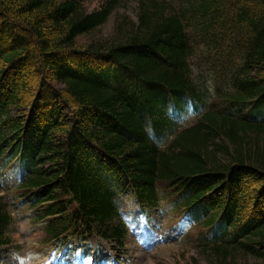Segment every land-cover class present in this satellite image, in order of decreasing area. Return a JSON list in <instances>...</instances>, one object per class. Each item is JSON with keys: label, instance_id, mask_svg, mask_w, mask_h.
<instances>
[{"label": "trees", "instance_id": "16d2710c", "mask_svg": "<svg viewBox=\"0 0 264 264\" xmlns=\"http://www.w3.org/2000/svg\"><path fill=\"white\" fill-rule=\"evenodd\" d=\"M90 1L0 0V249L16 202L53 246H123L164 205L215 264H264V0H135L106 39L129 0Z\"/></svg>", "mask_w": 264, "mask_h": 264}, {"label": "rangeland", "instance_id": "374dc122", "mask_svg": "<svg viewBox=\"0 0 264 264\" xmlns=\"http://www.w3.org/2000/svg\"><path fill=\"white\" fill-rule=\"evenodd\" d=\"M103 4L104 0H93L85 3V7L92 13L99 11ZM137 8L138 4L135 0L121 1L108 23L93 32L91 36L99 39L110 38L115 34L117 25L125 19L136 23ZM200 61L202 58L197 59V63ZM202 65L203 73L205 64ZM232 111L240 113L241 116L246 114V111L242 112L240 107L232 108ZM169 112L179 119L181 127L193 122L192 111L170 110ZM252 113H255L258 120L264 119L263 108ZM17 173L15 167L4 170L1 180L4 188L10 190L11 185L16 181ZM16 206L17 202L14 208L8 209L13 212L14 218L7 232L11 246L0 249V264H44V262L46 264H215L211 252L198 247L197 243L201 241L203 231L196 229L184 219H176L164 205H161V211L147 212L145 219L140 218L138 212H135L133 217H123L128 228L123 246L101 241L97 245L85 243L81 245L82 247H66L65 250L57 253L50 249V245L42 243L43 232L40 226L29 222L27 217L29 210L20 208L17 214ZM47 250L48 253L53 254L48 255ZM32 252L39 253L40 261L30 260ZM233 258V261L227 259L226 264H257L253 259L242 254Z\"/></svg>", "mask_w": 264, "mask_h": 264}, {"label": "clouds", "instance_id": "9594fccd", "mask_svg": "<svg viewBox=\"0 0 264 264\" xmlns=\"http://www.w3.org/2000/svg\"><path fill=\"white\" fill-rule=\"evenodd\" d=\"M17 178L20 179V178H22V176H18ZM30 260L32 262L40 261V255H39V253H36V252L30 253ZM44 264H46V262H44Z\"/></svg>", "mask_w": 264, "mask_h": 264}, {"label": "bare ground", "instance_id": "6f19581e", "mask_svg": "<svg viewBox=\"0 0 264 264\" xmlns=\"http://www.w3.org/2000/svg\"><path fill=\"white\" fill-rule=\"evenodd\" d=\"M180 125V124H179Z\"/></svg>", "mask_w": 264, "mask_h": 264}]
</instances>
